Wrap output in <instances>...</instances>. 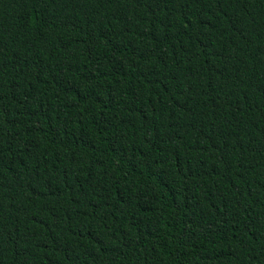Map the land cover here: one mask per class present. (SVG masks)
Here are the masks:
<instances>
[{
    "label": "trees",
    "instance_id": "obj_1",
    "mask_svg": "<svg viewBox=\"0 0 264 264\" xmlns=\"http://www.w3.org/2000/svg\"><path fill=\"white\" fill-rule=\"evenodd\" d=\"M0 264H264V0H0Z\"/></svg>",
    "mask_w": 264,
    "mask_h": 264
}]
</instances>
